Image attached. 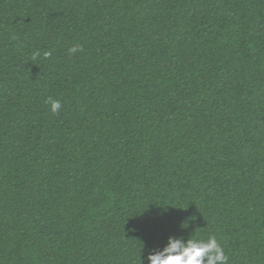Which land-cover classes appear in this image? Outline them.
<instances>
[{"label": "trees", "instance_id": "obj_1", "mask_svg": "<svg viewBox=\"0 0 264 264\" xmlns=\"http://www.w3.org/2000/svg\"><path fill=\"white\" fill-rule=\"evenodd\" d=\"M209 234L264 264V0H0V264Z\"/></svg>", "mask_w": 264, "mask_h": 264}, {"label": "clouds", "instance_id": "obj_2", "mask_svg": "<svg viewBox=\"0 0 264 264\" xmlns=\"http://www.w3.org/2000/svg\"><path fill=\"white\" fill-rule=\"evenodd\" d=\"M80 51L82 48L79 44H72L68 48L69 55ZM43 55L50 57L51 52L46 51ZM46 102L53 114L61 108L60 101L52 97H47ZM228 260L225 249L214 234H209L206 238L197 236L187 239L169 236L163 247L149 251L146 256L147 264H228Z\"/></svg>", "mask_w": 264, "mask_h": 264}]
</instances>
